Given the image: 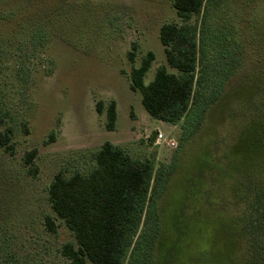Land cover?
Listing matches in <instances>:
<instances>
[{
    "label": "rangeland",
    "instance_id": "rangeland-1",
    "mask_svg": "<svg viewBox=\"0 0 264 264\" xmlns=\"http://www.w3.org/2000/svg\"><path fill=\"white\" fill-rule=\"evenodd\" d=\"M8 2L16 16L0 3V112H9L0 131L13 128L14 154L0 148V238L20 264H68L71 232L57 219L56 234L46 228L48 188L60 171L88 173L106 142L150 160L153 198L165 193L148 204L124 264H149L139 247L155 236L153 264H264V0L207 3L203 85L175 125L153 119L131 82L149 53L146 84L160 67L175 72L160 41L163 25H183L173 0Z\"/></svg>",
    "mask_w": 264,
    "mask_h": 264
},
{
    "label": "trees",
    "instance_id": "trees-1",
    "mask_svg": "<svg viewBox=\"0 0 264 264\" xmlns=\"http://www.w3.org/2000/svg\"><path fill=\"white\" fill-rule=\"evenodd\" d=\"M209 1L212 0H173L183 25H163L160 41L165 47L167 64L175 72L160 67L154 79L146 84L145 77L155 60L153 53L132 70V89L141 94L144 109L159 122L175 125L182 121L195 96L199 95L196 87H202L203 80L197 76L200 63L198 19ZM0 3L11 9L9 16L14 19V6L6 5L8 0H0ZM6 15L0 13L2 20ZM193 19L196 20L194 24L191 23ZM133 57L131 54L132 60ZM99 112H102V104ZM6 116L9 112H0V127ZM117 118L116 103L112 101L107 108L109 130L115 129ZM13 135L11 127L0 131V148L12 155ZM36 156L37 150L28 152L25 165L31 166ZM154 176L150 160L133 159L110 142L104 143L94 154V164L88 173L76 171L66 175L58 172L48 188V203L55 218L47 216L45 224L50 233L56 234L60 227L57 219L71 232L73 241L61 249L65 261L68 264H124L138 238L148 204H157L164 192L153 198L156 194ZM157 238H148L139 247L140 255H144L149 264H153L151 252ZM3 242L0 238V264H20L19 256L13 254L14 243L11 240Z\"/></svg>",
    "mask_w": 264,
    "mask_h": 264
},
{
    "label": "built area",
    "instance_id": "built-area-1",
    "mask_svg": "<svg viewBox=\"0 0 264 264\" xmlns=\"http://www.w3.org/2000/svg\"><path fill=\"white\" fill-rule=\"evenodd\" d=\"M164 140H165V138H164L163 134H158L157 143H161ZM167 145L170 147H173L175 144L173 142L169 141V142H167Z\"/></svg>",
    "mask_w": 264,
    "mask_h": 264
},
{
    "label": "flooded vegetation",
    "instance_id": "flooded-vegetation-1",
    "mask_svg": "<svg viewBox=\"0 0 264 264\" xmlns=\"http://www.w3.org/2000/svg\"><path fill=\"white\" fill-rule=\"evenodd\" d=\"M168 183V182H167ZM167 183H166V185H167ZM166 185H165V187H166ZM168 186V185H167ZM165 193L163 192V194L162 195H164ZM157 205V204H156Z\"/></svg>",
    "mask_w": 264,
    "mask_h": 264
}]
</instances>
